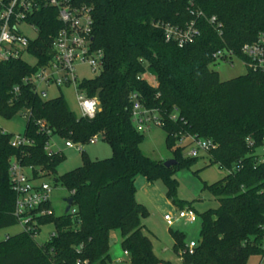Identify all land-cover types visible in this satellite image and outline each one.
I'll return each mask as SVG.
<instances>
[{"label":"trees","instance_id":"obj_1","mask_svg":"<svg viewBox=\"0 0 264 264\" xmlns=\"http://www.w3.org/2000/svg\"><path fill=\"white\" fill-rule=\"evenodd\" d=\"M71 2L91 10L92 47L103 55L100 74L79 85L87 97L100 101V111L93 119L78 118L62 97L44 100L25 83L37 72L36 65L23 59L0 64V119L23 114L24 136L31 142L13 148L14 135L0 132V230L19 224L9 173L13 159L38 181L46 174L56 177L64 160L60 153L49 156L45 150L55 136L84 146L98 136L111 147L112 157L93 161L83 154L82 166L60 177L73 199L70 212L55 219L54 212L41 216L40 209L34 211L36 231L0 240V264H111L115 230L130 264H173L160 260L154 251L143 223L148 210L136 199L135 183L140 177L149 186L162 181L168 199L183 210L176 198L175 175L191 169L201 156L183 158L184 148L177 146L182 137L212 141L216 148L205 155L209 166L217 165L227 174L215 184L204 183L220 206L200 216L197 247L193 255H183L181 264H248L252 257L262 259L264 73L248 69L245 76L222 82L210 66L217 51L239 54L264 34V0ZM57 15L48 10L33 18L39 38L28 52L39 64L51 53V40L61 28ZM212 17L221 25V34L209 23ZM192 22L199 30L193 43L180 48L166 42L163 26L183 29ZM137 102L158 116V127L166 133L167 147L177 161L172 168L142 153L145 135L133 122ZM42 209L53 211L51 203ZM50 224L54 233L39 244L36 235ZM171 236L175 253L185 251V235Z\"/></svg>","mask_w":264,"mask_h":264},{"label":"built area","instance_id":"obj_2","mask_svg":"<svg viewBox=\"0 0 264 264\" xmlns=\"http://www.w3.org/2000/svg\"><path fill=\"white\" fill-rule=\"evenodd\" d=\"M56 10L57 20L61 25L59 32L51 40L50 51L43 64L29 55L28 49L32 42L39 38V28L33 21L41 11ZM198 17H204L203 13H198ZM209 23L216 27L221 34V25L216 17L209 19ZM24 28L31 30L34 37H29ZM166 42L175 43L182 48L193 43L199 35L197 24H188L185 28L163 26ZM93 19L91 10L87 7H76L71 0H0V64L8 63L29 57L33 64L37 66V72L25 80V83L32 86L34 93L42 99L48 100V90L54 86L60 89L64 86L76 85L77 75L75 65L88 64L94 73L101 72L103 69V55L100 51L92 47ZM241 60L247 69L254 72L264 73V34L258 36L257 40L251 44L244 45L239 54L233 50L223 49L213 55V60L225 62L233 65V60ZM15 93L18 89L14 90ZM77 99L82 112V118L93 119L100 111V101L97 98H89L76 87ZM136 99L137 96L134 95ZM133 122L139 132L145 133L155 124L159 126L158 116L153 112L145 110L140 103L133 106ZM0 132L6 134L0 128ZM189 143L186 145V142ZM99 142L98 136L90 139L89 145ZM249 144L251 142L248 140ZM31 143L24 135L13 136L11 146L21 148ZM66 148L76 149L83 152L82 144H75L71 141L65 142ZM178 147H183L184 157L195 159L202 155L209 154L216 148L210 140L199 139L196 137H182L177 142ZM47 154L52 156L54 152L50 143L45 148ZM260 162L264 163V149L261 154ZM30 169H25L18 161L12 160L10 163V180L13 191L17 195L15 205V217L18 223L26 232H33L37 229V222L32 215L34 211H39L41 216H51V209H42L50 203L52 188L48 183L41 182L36 184L31 174L26 173ZM42 209V210H41ZM164 220L168 225H173L177 221H185L189 224L197 222L196 213L188 208L179 210L175 217L166 215ZM197 247L196 242L187 244L185 251L180 252L181 263L184 254L193 255ZM125 256L128 253L125 252ZM264 260L262 257L261 262Z\"/></svg>","mask_w":264,"mask_h":264},{"label":"rangeland","instance_id":"obj_3","mask_svg":"<svg viewBox=\"0 0 264 264\" xmlns=\"http://www.w3.org/2000/svg\"><path fill=\"white\" fill-rule=\"evenodd\" d=\"M24 30L29 37L35 36L31 30L26 28ZM25 60L28 63H34L29 57H25ZM74 68L77 75L76 85L64 86L60 89L52 86L48 90V96L49 99L62 97L69 109L80 118L82 117V112L77 99L76 87L85 81L94 79L100 73H94L88 64L77 63ZM210 68L218 74L222 82L245 76L248 73L247 67L239 59H234L233 65L217 62L211 65ZM26 124L27 120L23 114L17 115L12 120L0 119V128L14 136L24 135ZM144 135L145 138L141 145V150L145 156L161 163H166L172 159L175 160L173 153L167 147V135L161 128L153 124ZM65 142L64 139L57 136L53 137L50 141L52 151L60 153L64 157L63 162L57 169L56 177L46 174L47 176L41 181H36V184L45 182L51 186L50 203L55 219H59L65 215L68 206L67 201L70 197V192L61 183L60 177L81 167L84 155L93 161L107 160L112 157L111 147L101 139L95 145H83V152L66 148ZM188 143L189 141L186 142V145ZM26 173L30 176L29 171H26ZM226 174L227 172L220 169L217 165L209 166V160L205 155H202L192 165L191 169H180L177 171L175 175L178 182L176 198L179 201V205H182L184 209L191 207L196 213L197 222L194 224L177 221L170 226L164 220L166 215L177 216L179 207L168 199L167 190L162 181L156 182L152 187H148L145 182L137 183V200L148 210V216L143 223L149 232L154 251L160 260L180 264V257L174 251L172 232L183 233L185 235V243L187 244L190 242L198 243L201 232L200 216L209 210H216L220 206L219 201L208 190H205L204 183L208 185L215 184L222 180ZM140 178L144 179L143 177ZM56 179L58 180L56 181ZM23 231L24 229L20 224L1 229L0 240H6ZM54 231V224L41 227L36 235V241L39 244L47 243ZM113 235L116 238L113 239L115 243L110 246L111 264H130L129 257L125 256L124 253L120 232L118 230L112 231L111 236L113 237ZM260 260V257H252L248 264H259Z\"/></svg>","mask_w":264,"mask_h":264},{"label":"water","instance_id":"obj_4","mask_svg":"<svg viewBox=\"0 0 264 264\" xmlns=\"http://www.w3.org/2000/svg\"><path fill=\"white\" fill-rule=\"evenodd\" d=\"M176 164H177V161L172 159V160L167 161L166 163H164V167L166 169H170L173 166H175ZM67 204H68V206H67V209H66V213H69L70 210H71V207L73 205V199H68ZM113 244H114V241L110 240V246L113 245Z\"/></svg>","mask_w":264,"mask_h":264},{"label":"crops","instance_id":"obj_5","mask_svg":"<svg viewBox=\"0 0 264 264\" xmlns=\"http://www.w3.org/2000/svg\"><path fill=\"white\" fill-rule=\"evenodd\" d=\"M38 181H41V180H38ZM138 182H145L146 183V185L148 186V187H152V186H149L148 184H147V182H146V180L145 179H141V178H138L137 180H136V183H135V186H137V183ZM38 183V182H37ZM136 189H137V187H136ZM136 199H137V195H136ZM138 201V200H137ZM116 238V236L115 235H113V237L111 236V240H113V239H115ZM115 243V242H114ZM187 244V243H186ZM178 255V254H177ZM179 256V255H178ZM180 264H181V260H180Z\"/></svg>","mask_w":264,"mask_h":264}]
</instances>
